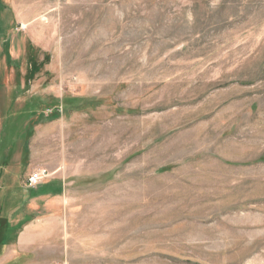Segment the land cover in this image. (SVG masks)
<instances>
[{
  "label": "rangeland",
  "instance_id": "rangeland-1",
  "mask_svg": "<svg viewBox=\"0 0 264 264\" xmlns=\"http://www.w3.org/2000/svg\"><path fill=\"white\" fill-rule=\"evenodd\" d=\"M0 172V264H264V0H0Z\"/></svg>",
  "mask_w": 264,
  "mask_h": 264
},
{
  "label": "trees",
  "instance_id": "trees-1",
  "mask_svg": "<svg viewBox=\"0 0 264 264\" xmlns=\"http://www.w3.org/2000/svg\"><path fill=\"white\" fill-rule=\"evenodd\" d=\"M37 69V65L34 64V63H31V70L29 73H27L26 77L30 78L32 76V73ZM6 173H2L0 172V185L2 186V188H0V190L2 192H4V197L0 199V215L1 213L4 214L8 209V206H7V198H10L8 195H6V190L8 189V191L11 190V187L15 188L17 187L18 188V182H17V178H16V172L15 173H12L8 176L5 175ZM5 185V187L3 186ZM4 187V188H3ZM6 197V198H5ZM1 219V217H0ZM1 220H0V237H3L4 240H5V234H6V231H7V227L6 226L5 228H2V224H1ZM4 243H3V240L2 242L0 241V250L2 249ZM1 254V252H0Z\"/></svg>",
  "mask_w": 264,
  "mask_h": 264
},
{
  "label": "built area",
  "instance_id": "built-area-1",
  "mask_svg": "<svg viewBox=\"0 0 264 264\" xmlns=\"http://www.w3.org/2000/svg\"><path fill=\"white\" fill-rule=\"evenodd\" d=\"M46 177V171L45 170H36L31 172L25 181V185L27 188H35L39 186L44 178Z\"/></svg>",
  "mask_w": 264,
  "mask_h": 264
}]
</instances>
